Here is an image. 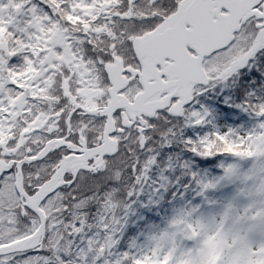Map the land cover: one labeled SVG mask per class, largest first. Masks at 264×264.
Returning <instances> with one entry per match:
<instances>
[{
	"label": "snow or ice",
	"instance_id": "1",
	"mask_svg": "<svg viewBox=\"0 0 264 264\" xmlns=\"http://www.w3.org/2000/svg\"><path fill=\"white\" fill-rule=\"evenodd\" d=\"M0 264H264V0H0Z\"/></svg>",
	"mask_w": 264,
	"mask_h": 264
}]
</instances>
